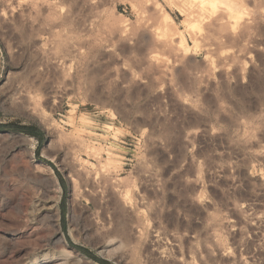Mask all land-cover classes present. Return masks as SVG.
Returning <instances> with one entry per match:
<instances>
[{"label":"rangeland","instance_id":"374dc122","mask_svg":"<svg viewBox=\"0 0 264 264\" xmlns=\"http://www.w3.org/2000/svg\"><path fill=\"white\" fill-rule=\"evenodd\" d=\"M236 1L250 33L189 0H0V264H264V0Z\"/></svg>","mask_w":264,"mask_h":264},{"label":"bare ground","instance_id":"6f19581e","mask_svg":"<svg viewBox=\"0 0 264 264\" xmlns=\"http://www.w3.org/2000/svg\"><path fill=\"white\" fill-rule=\"evenodd\" d=\"M189 1L192 4L194 2L197 3V5L200 7H209L213 12L218 11L219 7H224L228 11L230 18H232L231 22L228 23L229 25H231L235 28L238 27L240 33H250L252 30L253 23L251 21L241 20V18H243V14L245 12L240 7V3L236 0H189ZM220 15H223V14L220 13ZM166 18H168L167 15H166ZM166 26H169V25L166 24ZM206 29H207V31L205 33H203V37H201V39L204 42H206L205 45H209L208 42L211 43L212 41H218V20H217V18L210 20L209 24L206 25ZM126 30H127L126 26H124V25L120 26V28L118 29V33L120 35H124ZM200 30L204 31V28H202ZM155 32H154L155 37L153 38V42H155V44H159V45H163L164 47H167L168 49H170V51H173V54H175L176 57H178V56H180L181 58L186 57V55L189 52L188 51L189 48L186 45V43L184 42V38L182 35L178 36L177 32H174L173 30H167V29H164L161 31L156 30ZM228 32H231V31H228ZM232 32H236V31L232 30ZM154 56L155 55H152V57H154ZM152 57L150 58L152 61H155V62L159 61L158 59L155 60V58L153 59ZM232 57H236V56L234 54H232ZM160 64L161 63H158V66ZM210 64L211 63H209L208 66L212 67ZM86 133L89 134L90 136L94 135L90 131H87ZM124 199H126V198L124 197ZM113 243L117 244V242H113ZM113 243H111V244H113ZM120 245H121V243L119 244V246ZM122 247H124V246L122 245ZM163 255H165V254H163ZM162 257H164V256H162ZM171 259H174V258H171ZM162 260H164V259H162ZM165 260H167V257L165 258ZM175 261H177V258ZM168 262H169V259H168Z\"/></svg>","mask_w":264,"mask_h":264},{"label":"trees","instance_id":"16d2710c","mask_svg":"<svg viewBox=\"0 0 264 264\" xmlns=\"http://www.w3.org/2000/svg\"><path fill=\"white\" fill-rule=\"evenodd\" d=\"M8 125H1L0 124V128L1 127H7ZM18 129L22 130V131H25V132H28L30 134H34L36 136H40L41 133L39 131H36V130H32V128H27V127H24V126H20L18 127Z\"/></svg>","mask_w":264,"mask_h":264}]
</instances>
